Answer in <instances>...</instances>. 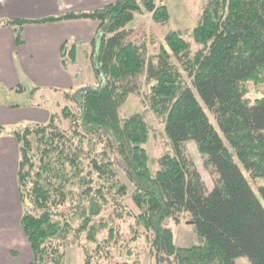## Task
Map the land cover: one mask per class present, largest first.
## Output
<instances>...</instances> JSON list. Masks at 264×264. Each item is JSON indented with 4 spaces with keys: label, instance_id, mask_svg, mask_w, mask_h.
<instances>
[{
    "label": "trees",
    "instance_id": "16d2710c",
    "mask_svg": "<svg viewBox=\"0 0 264 264\" xmlns=\"http://www.w3.org/2000/svg\"><path fill=\"white\" fill-rule=\"evenodd\" d=\"M158 1L116 0L92 12L0 22L12 28L18 46L29 23L99 24L87 56L96 76H103L102 86L64 92V105L45 124L8 132L0 127V137L12 136L18 147L19 226L31 251L29 264H65L72 246L83 264H102L109 254L112 260L117 220L132 222L131 242L143 239L155 264H236L241 257L264 264V185L257 187L262 204L243 173L264 181V90L251 101L244 89L259 75L264 84V0H208L195 27L167 32L159 54L146 62L144 43L132 39L135 30L127 27L144 14L157 26L167 24L168 9ZM186 36L200 46L193 57ZM74 47L62 46L63 66L74 64ZM172 58L181 61L193 90ZM143 78L171 145L155 171L144 148L150 134L144 119L120 118ZM190 141L211 175V191L190 158ZM182 217L196 229L198 245L182 249L172 241L166 224ZM125 255L132 256L129 248Z\"/></svg>",
    "mask_w": 264,
    "mask_h": 264
},
{
    "label": "crops",
    "instance_id": "0c3cea01",
    "mask_svg": "<svg viewBox=\"0 0 264 264\" xmlns=\"http://www.w3.org/2000/svg\"><path fill=\"white\" fill-rule=\"evenodd\" d=\"M114 2L116 0H0V22L38 21L66 14L92 12ZM98 25V22L88 19L29 23L22 29L20 46L16 45L12 28L0 26V127L8 132L20 126L42 125L54 112L59 111L65 103L64 92H70L77 80H80L77 63L81 57L88 59L92 43L98 36ZM64 44L75 46V62L69 67L62 64L61 49ZM20 86L24 89L17 92ZM32 89L37 91L32 93ZM14 94L47 101L58 95L64 101L62 105L57 104L55 109L37 101L14 105L8 102ZM0 156L9 166L12 184L14 182L15 185L12 193L7 194L6 201L0 200V264H29L32 260L31 251L25 250L26 256L21 263L17 260L20 253L16 255L8 249L12 246L13 236L21 231L19 221L22 214L19 217L15 214L18 206L14 198L18 201L15 192L18 147L15 139L6 133L0 137Z\"/></svg>",
    "mask_w": 264,
    "mask_h": 264
},
{
    "label": "rangeland",
    "instance_id": "374dc122",
    "mask_svg": "<svg viewBox=\"0 0 264 264\" xmlns=\"http://www.w3.org/2000/svg\"><path fill=\"white\" fill-rule=\"evenodd\" d=\"M208 0H159V4H163L168 9V14L170 16V20L167 24L162 26H157L152 22V19L149 15H138L136 19L129 24L127 27L135 31H132V39H134L138 44L145 45L146 53V62L151 61L153 57L159 54L158 47L163 43V36L169 31H179L180 33L189 32L192 30L197 20L200 17V13L203 7L207 4ZM130 34V37L132 36ZM185 40L190 44V56L193 57L198 50L200 49L199 45H196L192 39L189 37H185ZM175 67H177L178 72L181 73L183 83L185 87H190L193 90L191 79L188 76V72L184 71V67L181 64V61H177L174 58L171 59ZM156 62V60H154ZM77 68H79V78L80 80L75 83V86L71 90L72 95H77L78 92H82L86 88H100L103 83V76L98 75L96 76L94 66L92 65L91 60L80 58L79 63H77ZM262 76L255 77V79L248 81L244 84V89L247 92V98L251 101L256 100V98H260L263 95L264 84L262 83ZM142 88L138 94H132L128 101L121 107L120 111V118H128L133 116L134 114H140L142 119H144L145 123L150 129V134L148 138V142L144 145L146 152H148L150 158V168L152 171L157 169V165L155 162L159 157L168 152H171V145L169 140L166 139L165 136V129H164V118L158 116L156 113L153 112L152 108L149 104V90L150 86L147 85L142 79ZM196 94V92L194 91ZM8 102L14 105L25 104L26 102L30 101H37L39 104H47L51 106L53 109L57 108V104L62 105L64 100H61L62 96H54L53 99L47 101L41 99H36L32 96H21V95H12ZM198 97V95L196 94ZM198 100L200 101L199 97ZM207 115L209 116L210 123L218 130L216 127V119L211 116L208 112ZM187 150H189V155L192 161L194 162L198 173L200 174L202 181L206 184L207 189L211 191L213 189V183L211 180V175L208 172L207 168L204 165V161L199 154V151L196 148L195 142L190 141L187 143ZM0 169L2 170V174L0 173V200L6 201V196L9 192H11L12 188L15 186L14 182L12 184V176L10 174L9 166L6 165L4 158L0 156ZM119 176L123 183L125 182L128 184L126 177L122 175V171L118 169ZM244 176L251 184L254 193H256L259 201L263 204L262 200L257 193V187L260 185H264V181L258 180L253 182L249 176L243 171ZM11 181V182H10ZM16 192V190H15ZM12 193V192H11ZM17 194V193H16ZM15 198V202L17 203V217L21 216L22 207L21 204L18 203L17 198ZM126 205L128 208H131L130 202L127 200ZM13 214V213H12ZM11 214V215H12ZM180 222L175 224L174 222H168L166 227L172 231V241L178 248H190L195 245L199 244L198 236L196 233V229L190 224V222L186 218H180ZM116 228H118L119 233V240H117L116 250L113 251L115 258L110 260L109 259L101 260L102 264H155V259L148 254L149 246L144 242L143 239L138 240L135 243L131 242L133 237L132 229L133 225L132 222L129 220L120 221L117 220L115 223ZM106 235V234H105ZM104 235V236H105ZM100 238H103L102 236ZM132 252L131 257H126L125 252L128 248ZM9 251L12 253L18 254L20 256L17 257L19 262L23 263L25 259V250L28 248L27 242L22 234V232L18 231V234L13 236L12 239V246L8 247ZM24 252V253H22ZM31 253V252H30ZM65 264H83V257L81 255V251L72 246L70 249L67 250L65 256ZM109 260V261H108ZM18 262V261H17ZM236 264H251L250 261L247 260L245 257L238 258L234 261Z\"/></svg>",
    "mask_w": 264,
    "mask_h": 264
},
{
    "label": "water",
    "instance_id": "95a60500",
    "mask_svg": "<svg viewBox=\"0 0 264 264\" xmlns=\"http://www.w3.org/2000/svg\"><path fill=\"white\" fill-rule=\"evenodd\" d=\"M191 224V223H190Z\"/></svg>",
    "mask_w": 264,
    "mask_h": 264
}]
</instances>
